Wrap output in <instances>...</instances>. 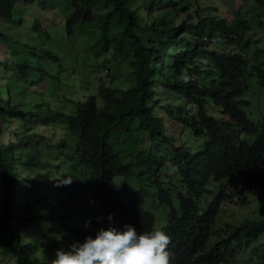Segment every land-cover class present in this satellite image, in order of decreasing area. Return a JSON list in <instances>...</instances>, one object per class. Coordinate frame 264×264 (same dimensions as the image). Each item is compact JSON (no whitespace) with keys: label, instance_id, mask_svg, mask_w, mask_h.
I'll return each instance as SVG.
<instances>
[{"label":"trees","instance_id":"16d2710c","mask_svg":"<svg viewBox=\"0 0 264 264\" xmlns=\"http://www.w3.org/2000/svg\"><path fill=\"white\" fill-rule=\"evenodd\" d=\"M133 1L0 0L4 26L24 24L21 14L27 7L46 19L44 24L29 20L31 45L34 38L44 45L40 58L35 57L37 49L27 52L22 44L21 62H0V82L5 81L0 83V256L14 254L13 264H44L53 257V246L33 240L20 213L33 203L31 178L43 186L47 181L34 170L44 164L43 154L56 149L65 170L84 177L85 193L93 191L101 221L107 224L105 217L111 214L114 226L128 223L138 232L154 228L152 214L143 209L147 191L120 189L114 179L126 181L131 169H139L146 179L138 185L155 187L159 203L168 208L161 228L170 237L172 264H230L239 247L260 237L261 250L250 254L259 253L254 261L264 264V218L232 225L220 217L225 202L240 197L229 191L234 181L264 191V114L256 124L245 113L252 84L264 96L263 47L247 36L249 19L241 6L234 9L232 0H224L232 4L231 22L211 16L218 8L204 5L210 0H138L142 15ZM49 22L64 36H53L52 28H45ZM154 36L171 47L160 46ZM79 40L83 51L89 50L83 59L90 62L82 60L81 67L65 56ZM126 57L135 75L130 88L95 83L83 74ZM8 80H21V88L11 89ZM79 88L83 94L77 98L72 93ZM160 89L181 104L163 108L157 100ZM158 108L181 124L177 145L156 117ZM41 125L43 133H38ZM124 130L138 140L126 157L113 146L123 143ZM48 136H56V142ZM14 193L22 198L20 212L15 211ZM87 220V228H68L72 239L81 241L96 230L97 219ZM222 226L227 233H220ZM43 249L49 252L38 255Z\"/></svg>","mask_w":264,"mask_h":264},{"label":"rangeland","instance_id":"374dc122","mask_svg":"<svg viewBox=\"0 0 264 264\" xmlns=\"http://www.w3.org/2000/svg\"><path fill=\"white\" fill-rule=\"evenodd\" d=\"M131 1V0H130ZM135 1V2H134ZM132 6L137 7L139 10V14L142 15V7L140 6V3L138 0H134ZM234 1V9H237L241 6V14L249 19V33L247 36H250L252 40L255 42L256 46L263 47L264 50V3L263 5H256L255 0H232ZM204 5H209L212 8H218L217 11L211 12V16H220L223 18H226L229 22L232 21V12L229 11L228 7L232 8L231 3H226L224 0H210L205 1ZM50 5H47L49 8ZM260 6V7H259ZM58 7V6H57ZM37 7L36 10H39ZM31 7H27V13H22L21 15L26 18V22L22 25L20 23H17L16 26L13 25H6L4 26L3 23L0 22V62H4L3 59L7 60V63H13V62H21L23 58L22 56V44L26 45L27 52L32 49V46L36 50V58H40L42 54L39 52V49L42 48V45L38 39H33V42L35 45H31V39L29 37V30L31 28V25L29 24V20L31 18H35L36 20L42 19L41 22H43L46 19L36 11L37 13H31L30 11ZM61 11H68V9L61 8ZM231 12V13H230ZM149 22V21H148ZM179 22V21H178ZM51 26V23L45 25V28H49ZM52 28V27H50ZM51 34L53 36L63 37L64 33L61 30V28H52L50 29ZM24 33V34H23ZM38 38V37H36ZM154 39L159 43L160 46L164 48H170L171 44L163 40L160 41V38L158 36H154ZM36 40V41H35ZM68 42H66L63 46H67ZM73 53L69 50H67L65 56L71 55L72 59L76 61V65L81 67V63L83 57L85 54L89 52L87 49L84 50V41H73ZM178 46V45H177ZM28 55V54H26ZM88 56V55H87ZM29 56H25V61H28ZM89 57V56H88ZM41 63H45L43 61V58L40 59ZM130 57H126L123 60L118 61H112L106 63L105 70L102 69L100 71H86L83 74L86 77H90L92 81L95 83H98L99 81H102V83H111L114 85V87L120 88V89H127L132 87L135 84V75L134 71L131 68L130 65ZM90 62L87 60H84V64L87 65ZM1 66V65H0ZM53 66L56 68L55 64ZM110 77H114V81H110ZM5 81L2 80L0 83H4ZM7 84L11 89H19L21 88L22 81L19 80V82H14L13 80H8ZM95 90V89H94ZM160 94L158 101H160L163 104V108L168 106L169 104L179 103L181 104V100L176 97H172L170 92H165V96H163V93H161V89L157 92ZM74 95H77V98L83 94V89L79 88V90L75 91L73 90ZM263 94L258 90V87L256 84H252L250 90L248 91V94L246 95V98H248L251 101V105L248 106V108L245 109V113L247 114V117L250 120H253L254 123L258 124L259 120L264 114V96L260 95ZM163 96V97H162ZM259 99V101H258ZM184 104L187 103L185 102ZM164 110L162 109H155V114L157 118H161L164 122L165 132L166 136L172 137L174 141V145H177L179 135L182 131V126L180 123L176 121H171L170 117L166 116L164 114ZM44 127L38 126L37 132L43 133ZM46 134V133H45ZM120 136L123 140V143L116 142V146H114V150L116 152L120 151L124 157L127 156V154L131 153L132 150H134V147L138 145V140L133 138V135L130 133H127L124 131L120 132ZM9 137V134L7 135ZM49 137V136H48ZM57 137L48 138V141L51 143L56 142ZM118 149V150H117ZM53 159L49 157L48 154H45V159L50 160L53 166H51L50 163H44V169H45V176L47 178V181L45 185L42 187L41 193L40 189H36L35 196L36 198H40L39 201L42 202V208L43 211H48V215L44 218V224H43V231L42 229H39L40 225H42V220H39L35 228H31V234L33 240H37L38 238H43V234L45 239L47 240L48 244L57 243L60 246H64L67 243L73 241L71 236L68 234V232L65 230V222L58 220L56 212H58L59 208H61L62 212L66 210V208L71 205V218L73 221V224L79 222L82 220L86 215V206L87 204V197L83 193H79L80 185L84 183V177L75 175L71 176L69 174L68 170H65V165L62 166L59 165L58 158H57V151L56 149L52 150ZM130 157V156H129ZM127 164L128 161H126ZM144 174H141L140 170L134 167L130 170V174L128 175V179L124 181L122 178H116L114 179V183L119 187L120 189H129V190H144L147 191V199L145 201V204L143 205V209L149 211V213L152 214L154 218V228L156 227H163L166 224V214L168 211L167 206L159 203L155 187H151L149 185H138V180L145 181L146 177L142 178ZM142 178V179H141ZM67 179H71L69 183H64ZM29 185H32L30 183ZM229 191L235 192L236 194H240V197L236 200H232L229 202L228 205L225 206V208L222 209L220 213V217L223 222H230L234 225H238L243 222H249L253 219L264 217L263 208H264V191L261 189H254L252 185L248 188H246V184L243 182H235L229 184ZM153 190V192H149ZM249 191V192H248ZM248 193H251V195H248ZM41 194L43 198L45 199V205H43L44 201L41 197ZM243 194V197H242ZM18 200V198L16 199ZM54 205V207H52ZM47 207V208H46ZM261 207V208H258ZM52 209L55 210L54 212V218L50 219V211ZM21 204L18 203L15 211H21ZM41 215V213H39ZM21 215V213H20ZM263 215V216H262ZM30 225V222L29 224ZM218 230H220L221 234H225L226 229L225 227H218ZM56 234H62L63 239L61 241H57L55 239ZM30 242V239L28 238L26 241V245ZM211 243H209L210 245ZM261 250V240L256 239L254 241H249L245 246H242L238 248V254L235 258V260L232 261L230 264H256L254 259L258 258V254H250L252 250ZM46 249H43L42 252L38 251V255H42L43 253H48ZM264 255V253H262ZM3 261L5 264H13L15 261V255L14 254H8L7 256H0V262Z\"/></svg>","mask_w":264,"mask_h":264},{"label":"clouds","instance_id":"9594fccd","mask_svg":"<svg viewBox=\"0 0 264 264\" xmlns=\"http://www.w3.org/2000/svg\"><path fill=\"white\" fill-rule=\"evenodd\" d=\"M251 136L252 138L255 137V135ZM52 150L48 154L51 159L54 158L52 155ZM43 157L44 163H50L51 166H53L51 159H45V154H43ZM57 158L59 165L62 166L64 160L61 157L59 151H57ZM38 171L43 173L45 172L44 164L41 167L35 169L34 173ZM29 174L33 175V173ZM31 179L33 180V189L30 192V195L33 196V203L31 206H29V209L28 207L26 208V210L21 214V217L23 216L27 220L24 225L30 230L33 227L35 228V225L38 221L28 225L29 222H31V220H35V217H38L40 220H42V225L37 228L42 229V232L45 221L44 218L49 212L43 211L42 202L39 201L40 198H36L34 194L38 188L40 189L41 193L43 183H39L34 178ZM70 181L71 179H67L64 183H69ZM234 182H243V187L244 184H246V188L250 187L251 185L254 187L253 184L247 183L246 181L237 180ZM14 188L17 191V185H15ZM29 188L31 187L29 186ZM85 188L87 187L84 185V183H82L79 189V193H83L87 197L88 204L86 206V215L82 220L73 224L71 218V205H69L64 212H62L61 208H59L58 212H56V215L58 220L65 222L64 228L67 232L68 228L76 232L81 229V226L87 228L89 224L87 219H97L98 226L96 227V230L91 233L92 235H85L81 241L73 239V241L67 243L64 246H60L57 243L48 244L43 234V238H38L37 242L41 243L40 245H51L54 248L53 257L49 262H44V264H172V254L168 249L170 237L162 228L156 227L148 231L138 232L132 224L128 223H125L120 227H116L113 224V217L111 214H108L105 217L108 223H103L101 221L102 213L100 210L98 211L97 202L93 195H91L93 191H89L87 189V193H85ZM41 197L43 198L42 194ZM17 198L18 200H16ZM43 201V205H45L44 198ZM13 203L15 207H17L18 203H22V198L19 197L18 193H14ZM228 204L229 202L226 201L225 206ZM52 207H54V205H52ZM54 212V209L50 211V219L54 218ZM39 213H41V215ZM68 234L72 238L70 232H68ZM55 239L57 241H61L63 239L62 234H56ZM258 239L262 240L261 237ZM233 260H231V263Z\"/></svg>","mask_w":264,"mask_h":264}]
</instances>
